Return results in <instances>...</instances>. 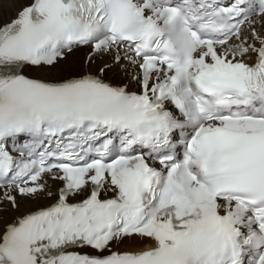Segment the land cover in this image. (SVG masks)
<instances>
[{"label": "snow or ice", "instance_id": "1", "mask_svg": "<svg viewBox=\"0 0 264 264\" xmlns=\"http://www.w3.org/2000/svg\"><path fill=\"white\" fill-rule=\"evenodd\" d=\"M253 16L264 0H0V264H264Z\"/></svg>", "mask_w": 264, "mask_h": 264}, {"label": "bare ground", "instance_id": "2", "mask_svg": "<svg viewBox=\"0 0 264 264\" xmlns=\"http://www.w3.org/2000/svg\"><path fill=\"white\" fill-rule=\"evenodd\" d=\"M13 2L16 3L17 6H18L20 3H27L28 0H13ZM10 14L14 15V12H12ZM254 20L256 22V27L258 29H264V24L260 23V17H256V18H254ZM86 53L87 52L85 51V49H82V50L78 51L77 54H76L77 58L78 59L83 58ZM133 71H134L133 69H129L127 76H124V74L121 73V75L119 77H117V81L122 80L124 83H129L130 81H132ZM25 206H28V205H25ZM139 246H142V245H139Z\"/></svg>", "mask_w": 264, "mask_h": 264}]
</instances>
